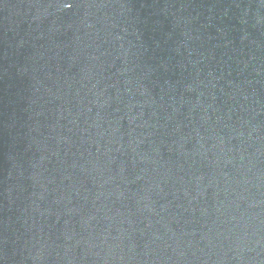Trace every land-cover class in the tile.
Wrapping results in <instances>:
<instances>
[{"label": "water", "instance_id": "water-1", "mask_svg": "<svg viewBox=\"0 0 264 264\" xmlns=\"http://www.w3.org/2000/svg\"><path fill=\"white\" fill-rule=\"evenodd\" d=\"M0 264H264V0H0Z\"/></svg>", "mask_w": 264, "mask_h": 264}]
</instances>
